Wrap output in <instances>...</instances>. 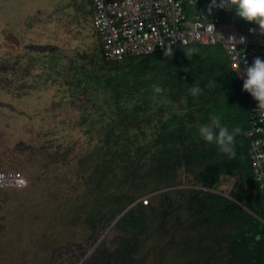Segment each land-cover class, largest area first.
Instances as JSON below:
<instances>
[{
	"label": "trees",
	"instance_id": "1",
	"mask_svg": "<svg viewBox=\"0 0 264 264\" xmlns=\"http://www.w3.org/2000/svg\"><path fill=\"white\" fill-rule=\"evenodd\" d=\"M215 14L225 23L253 24L234 9L215 7ZM99 46L82 56L93 68L113 69L91 77L114 96V109L111 102L108 112L95 109L99 119L109 117L82 159L91 169L86 179L94 199L81 207L90 224L119 214V254L111 263L264 264V195L247 135L255 99L243 90L224 45L196 42L116 61ZM153 85L163 91L155 93ZM196 85L202 93L194 97L189 90ZM212 113L242 129L232 158L197 133ZM227 177L234 178L229 194Z\"/></svg>",
	"mask_w": 264,
	"mask_h": 264
},
{
	"label": "rangeland",
	"instance_id": "2",
	"mask_svg": "<svg viewBox=\"0 0 264 264\" xmlns=\"http://www.w3.org/2000/svg\"><path fill=\"white\" fill-rule=\"evenodd\" d=\"M90 9L88 0H0V65L9 67L1 76L13 80L0 83V169L28 181L0 188V264H44L76 245L85 248L80 262L117 254L119 214L95 224L82 214L94 199L82 159L109 117L95 109H114V96L91 77L113 69L82 56L100 48ZM92 111L96 119H85ZM233 185L227 177L223 192Z\"/></svg>",
	"mask_w": 264,
	"mask_h": 264
},
{
	"label": "built area",
	"instance_id": "3",
	"mask_svg": "<svg viewBox=\"0 0 264 264\" xmlns=\"http://www.w3.org/2000/svg\"><path fill=\"white\" fill-rule=\"evenodd\" d=\"M90 1L94 29L102 42V55L108 60H122L129 55L150 54L193 42L221 43L231 65L244 81L245 61L250 66L254 58L264 59V34L260 33L259 26L221 21L213 14V0ZM231 37H235L236 42ZM257 106L255 100L248 135L252 165L264 195V121L259 119ZM27 183L21 172L0 169V187L26 186Z\"/></svg>",
	"mask_w": 264,
	"mask_h": 264
},
{
	"label": "clouds",
	"instance_id": "4",
	"mask_svg": "<svg viewBox=\"0 0 264 264\" xmlns=\"http://www.w3.org/2000/svg\"><path fill=\"white\" fill-rule=\"evenodd\" d=\"M212 6H214L213 7L214 15H216L215 7L227 9L229 11H232L234 9L235 15L237 17L249 23L258 25L260 33L264 34V0H219L218 4L216 3V0H213ZM226 23H230V22H226ZM209 31L210 32L213 31L212 26H210ZM250 31H256V29H251ZM230 39L236 42L235 37H231ZM203 43H207V42H203ZM208 44H212V43H208ZM165 54L167 55V51ZM245 65L246 67L244 71L246 73V78L244 79V81H242L239 72L236 69H234L232 65L231 67L238 73L240 80L243 82V90L250 93L251 96L258 102L257 111H258L259 119L261 121H264V59L260 57H256L254 58L250 66L248 65L247 61H245ZM153 90L155 93H161L163 91V89L158 85H153ZM189 91L191 95L194 97L202 93V89L199 87V85L192 87ZM197 133L202 140L210 144L212 143L216 144L222 153L232 158L236 154L235 153L236 137L242 133V129L238 126L230 129L227 125H225L222 122V116L220 114L212 113L209 115L208 122L199 124L197 126ZM248 137L250 138L249 135Z\"/></svg>",
	"mask_w": 264,
	"mask_h": 264
},
{
	"label": "flooded vegetation",
	"instance_id": "5",
	"mask_svg": "<svg viewBox=\"0 0 264 264\" xmlns=\"http://www.w3.org/2000/svg\"><path fill=\"white\" fill-rule=\"evenodd\" d=\"M9 70V67H3L0 65V83L2 81H6L7 79L5 77H2L1 75L4 74V72H7ZM6 84H9V82H13V80L6 81ZM1 88V87H0ZM17 107L15 106V110ZM1 136V135H0ZM3 141L0 139V142ZM21 144H25V142H21ZM2 146V145H0ZM25 149V146H24ZM45 149H48L45 147ZM25 152V151H24ZM15 171V170H10ZM28 184V183H27ZM9 187V186H8ZM13 187V186H12ZM15 187V186H14ZM3 188V187H0ZM0 209H2V206H0ZM5 218V215H0V220H3ZM2 224L0 225L1 228ZM77 247H72L71 249H68L67 247H62L59 249H56L54 252L53 258H51L49 261H46L44 264H112L111 263V257H108L104 252H94L90 259L87 262H80L79 257L80 254L84 253L85 248H81L80 246L76 245ZM60 251V255L57 257V254ZM118 252V251H117ZM116 252V253H117ZM119 254V253H117Z\"/></svg>",
	"mask_w": 264,
	"mask_h": 264
},
{
	"label": "water",
	"instance_id": "6",
	"mask_svg": "<svg viewBox=\"0 0 264 264\" xmlns=\"http://www.w3.org/2000/svg\"><path fill=\"white\" fill-rule=\"evenodd\" d=\"M119 217H121V215Z\"/></svg>",
	"mask_w": 264,
	"mask_h": 264
}]
</instances>
